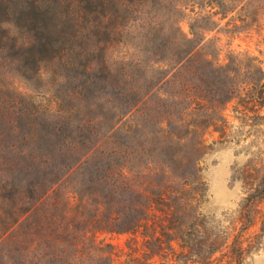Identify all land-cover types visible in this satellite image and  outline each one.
<instances>
[{"label": "trees", "instance_id": "1", "mask_svg": "<svg viewBox=\"0 0 264 264\" xmlns=\"http://www.w3.org/2000/svg\"><path fill=\"white\" fill-rule=\"evenodd\" d=\"M213 1L225 14L246 0ZM147 8L156 18L139 25ZM173 8L0 0V264H140L138 235L146 259L169 264L171 241L192 239L204 135L225 132L234 98L245 110L263 106L264 69L246 52L221 56L210 28L194 23L213 13L195 17L189 36L159 19ZM120 10L131 22L118 20ZM126 25L140 27L132 53L112 62L108 49ZM16 80L48 99L37 103ZM103 233L129 234L127 249ZM218 248L197 263L210 264Z\"/></svg>", "mask_w": 264, "mask_h": 264}, {"label": "rangeland", "instance_id": "2", "mask_svg": "<svg viewBox=\"0 0 264 264\" xmlns=\"http://www.w3.org/2000/svg\"><path fill=\"white\" fill-rule=\"evenodd\" d=\"M170 2L175 8L170 9L169 14L166 11L158 14L163 22L171 18L190 36V25L194 18L199 14L213 13L209 20L201 17L194 23L210 28L205 36L215 38L214 44L221 48V56L228 49L246 52L254 56L264 69V0L239 2L238 6L225 14L217 13L213 0ZM243 6L244 10H240ZM126 12L120 10L118 13V20L125 24L131 22L128 17L133 16L132 12ZM145 13L143 20L137 22L139 25L156 18L149 8ZM105 22L110 26L111 18ZM151 27H154L153 24L145 28L150 30ZM139 28L124 26V35H117L108 49L107 54L112 62L132 53L129 48L133 46L134 32ZM125 40H128V44ZM16 82L37 103L43 100L42 97L48 99L47 90L42 89L40 93L33 86L28 87L18 80ZM62 85L72 88L78 85V81L58 83L56 90L63 92ZM253 108L255 112L245 110L241 101L234 98L225 109V132L220 134L209 129L205 133L207 150L199 163L205 189L198 200L197 227H194L192 239L187 243L183 239L171 241L173 253L169 264H198L197 261L204 260L208 249L216 246L219 248L210 256V264H218V257L231 259V264H264V101L263 106ZM256 187L262 189V195L254 199L252 193ZM129 237L124 233L100 235L117 248L124 249H127L125 242ZM141 243L138 235L136 254L140 257V264H161L159 254L149 255L146 259Z\"/></svg>", "mask_w": 264, "mask_h": 264}]
</instances>
